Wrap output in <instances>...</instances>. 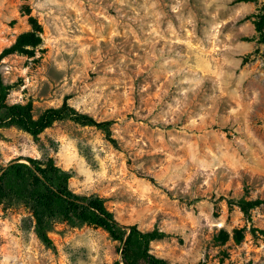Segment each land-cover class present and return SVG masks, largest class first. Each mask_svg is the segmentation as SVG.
<instances>
[{
	"label": "rangeland",
	"instance_id": "1",
	"mask_svg": "<svg viewBox=\"0 0 264 264\" xmlns=\"http://www.w3.org/2000/svg\"><path fill=\"white\" fill-rule=\"evenodd\" d=\"M264 0H0L7 101L34 115L65 97L113 120L56 121L40 142L0 136V164L49 157L70 188L122 223L165 232L151 251L178 264H264ZM259 199L245 215L234 200ZM45 247L23 207L0 204V264H111L100 227L57 224Z\"/></svg>",
	"mask_w": 264,
	"mask_h": 264
},
{
	"label": "trees",
	"instance_id": "2",
	"mask_svg": "<svg viewBox=\"0 0 264 264\" xmlns=\"http://www.w3.org/2000/svg\"><path fill=\"white\" fill-rule=\"evenodd\" d=\"M252 0H234L245 2ZM253 16L255 38L264 47V1ZM8 85L0 73V136L3 129L17 128L40 142L39 136L56 121L70 120L82 126H95L117 148L112 136L113 120H96L78 111L67 102V97L57 107H47L37 116L31 100L7 101ZM71 170L58 166L49 157H27L26 161L15 158L0 164V204L4 207H23L32 221V229L38 240L47 248L54 249L50 236L57 224L68 227L93 225L104 230L109 239L119 243L118 255L111 264H178L151 251V242L166 234L158 228L141 230L136 224L120 222L97 194H78L69 186ZM240 210L248 215L251 208L261 202L244 196L234 200Z\"/></svg>",
	"mask_w": 264,
	"mask_h": 264
}]
</instances>
